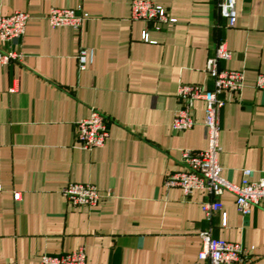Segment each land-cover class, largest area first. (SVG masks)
Segmentation results:
<instances>
[{
  "label": "crops",
  "instance_id": "1",
  "mask_svg": "<svg viewBox=\"0 0 264 264\" xmlns=\"http://www.w3.org/2000/svg\"><path fill=\"white\" fill-rule=\"evenodd\" d=\"M132 1L0 0V16H29L20 60L0 66V264H39L80 248L86 264H197L206 229L247 250V264H264V206L243 216L229 193L184 197L164 186L183 169L182 150L207 148L203 102L191 129L174 132L172 121L181 84L212 88L205 64L220 42L231 52L220 68L244 74L239 93L220 97L221 176L234 184L244 170L253 181L264 176V90L255 88L264 74V0H236L234 27L217 0H144L176 20L158 30L131 19ZM52 8H80L86 20L78 30L51 27ZM144 30L152 43L141 40ZM83 48L91 60L79 71ZM92 109L109 118V139L84 150L74 123ZM69 182L96 186L97 206H71L60 193ZM205 201H219L222 212L206 219Z\"/></svg>",
  "mask_w": 264,
  "mask_h": 264
},
{
  "label": "built area",
  "instance_id": "2",
  "mask_svg": "<svg viewBox=\"0 0 264 264\" xmlns=\"http://www.w3.org/2000/svg\"><path fill=\"white\" fill-rule=\"evenodd\" d=\"M236 0H217V9L221 18L225 19L228 27L236 23ZM28 14L14 12L8 16H0V41L8 44L6 49L0 50V66L17 62L21 53L17 51L20 39L25 33ZM131 19L153 23L158 30L161 24H174L176 20L170 18L165 9L149 1L133 0L131 3ZM46 20L51 27L68 26L80 29L86 16L81 9L52 8L46 14ZM143 42L152 43L146 30L141 34ZM91 50L80 49L77 55L78 70L87 69L91 60ZM231 52L224 42H220L205 64V72L212 81V88L200 84H181L176 97L178 109L172 121V130L181 132L194 126L192 110L195 102L204 104L203 126L207 139V148L201 151L182 150L180 163L181 171L172 173L164 179L167 189L179 188L184 197H189L194 191H204L209 196L218 198L224 193L233 196L237 211L246 216L255 206H264V176L251 180L252 172L243 171V178L239 184L229 182L221 176L218 155L221 152L219 143V116L224 101L220 98L223 93H239L243 88L244 74L242 71L224 70L220 62L228 61ZM255 88L264 90V74L256 77ZM10 88L9 92H14ZM109 118L102 112L92 109L87 118L74 123V141L84 150L101 148L109 139ZM73 207L92 209L97 206L102 195L96 186L84 183H67L60 191ZM14 200H19L20 194L15 193ZM202 212L206 219H211L217 212H222L219 201H205ZM222 226L226 217L222 213ZM201 249L198 253L197 264H247L249 254L239 244L216 239L210 229L200 231ZM39 264H86V253L83 248L66 252L59 256L42 255Z\"/></svg>",
  "mask_w": 264,
  "mask_h": 264
},
{
  "label": "rangeland",
  "instance_id": "3",
  "mask_svg": "<svg viewBox=\"0 0 264 264\" xmlns=\"http://www.w3.org/2000/svg\"><path fill=\"white\" fill-rule=\"evenodd\" d=\"M220 143V142H219Z\"/></svg>",
  "mask_w": 264,
  "mask_h": 264
}]
</instances>
